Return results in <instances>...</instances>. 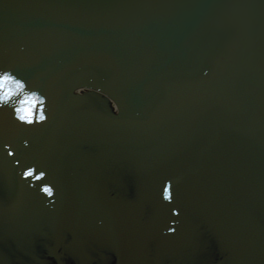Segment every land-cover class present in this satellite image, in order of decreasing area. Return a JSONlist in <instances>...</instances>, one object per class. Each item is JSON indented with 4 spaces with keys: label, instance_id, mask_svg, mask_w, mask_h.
<instances>
[{
    "label": "water",
    "instance_id": "obj_1",
    "mask_svg": "<svg viewBox=\"0 0 264 264\" xmlns=\"http://www.w3.org/2000/svg\"><path fill=\"white\" fill-rule=\"evenodd\" d=\"M0 71V264H264V0H0Z\"/></svg>",
    "mask_w": 264,
    "mask_h": 264
},
{
    "label": "snow or ice",
    "instance_id": "obj_2",
    "mask_svg": "<svg viewBox=\"0 0 264 264\" xmlns=\"http://www.w3.org/2000/svg\"><path fill=\"white\" fill-rule=\"evenodd\" d=\"M15 85V91H19L24 88V84L19 80L16 79L13 75H10L8 71H0V102L6 103L9 98L14 94V90L10 85ZM21 105H26V107H20L16 109V113L18 114V118L21 121H25L29 124L33 122V109L39 106H43L44 101L39 100L33 96L25 97L24 100L20 101ZM2 106V104H0ZM45 116L43 114H40L38 116L39 121L45 120ZM12 153H9L11 155ZM25 176L32 175L31 171L25 172ZM45 193L51 194V189L48 187H45L43 189ZM165 193L167 196V189H165Z\"/></svg>",
    "mask_w": 264,
    "mask_h": 264
}]
</instances>
